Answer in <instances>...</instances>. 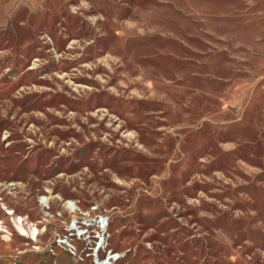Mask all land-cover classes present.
Instances as JSON below:
<instances>
[{
	"label": "rangeland",
	"instance_id": "rangeland-1",
	"mask_svg": "<svg viewBox=\"0 0 264 264\" xmlns=\"http://www.w3.org/2000/svg\"><path fill=\"white\" fill-rule=\"evenodd\" d=\"M90 212L114 264H264V0H0V264H99Z\"/></svg>",
	"mask_w": 264,
	"mask_h": 264
},
{
	"label": "built area",
	"instance_id": "built-area-1",
	"mask_svg": "<svg viewBox=\"0 0 264 264\" xmlns=\"http://www.w3.org/2000/svg\"><path fill=\"white\" fill-rule=\"evenodd\" d=\"M67 210L70 214H74L77 212L78 208L75 207V210L68 208ZM94 213L93 216L90 212L88 217H84L83 215V217H76L74 220L70 221L68 224V228H70L68 229V232L71 233V236H74L79 240H89V253L99 258V254L102 250L105 251V254L106 252H111L105 243L110 218L106 215H98L96 212ZM65 237H67V235H65ZM61 240H63L62 237ZM69 247L72 254L76 255L78 253V249L73 244H71Z\"/></svg>",
	"mask_w": 264,
	"mask_h": 264
},
{
	"label": "bare ground",
	"instance_id": "bare-ground-1",
	"mask_svg": "<svg viewBox=\"0 0 264 264\" xmlns=\"http://www.w3.org/2000/svg\"><path fill=\"white\" fill-rule=\"evenodd\" d=\"M48 192V196H41L40 198V203L42 205H44L45 207H47V205L49 204V202L51 200L57 199L59 201H62L63 198L60 195H56L54 194V192L52 191H47ZM47 204V205H46ZM65 207L75 210V204L73 202L67 201L65 203ZM8 215L11 216L13 218L14 223L16 225L17 230L19 231V234L28 237L29 239L33 240V241H37L38 240V236L40 234V229L35 226L34 224L30 226V228L27 230L25 228V224H24V219L22 217L19 218H14L15 212L9 210L8 211ZM121 255L120 254H114L113 252H109L107 254V257L103 258V260H101V262L99 264H114L113 261H117L118 259H120ZM123 257V256H122Z\"/></svg>",
	"mask_w": 264,
	"mask_h": 264
}]
</instances>
